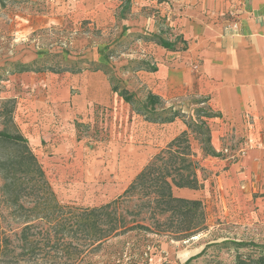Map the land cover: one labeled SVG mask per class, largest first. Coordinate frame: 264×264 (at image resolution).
Wrapping results in <instances>:
<instances>
[{
  "label": "rangeland",
  "instance_id": "374dc122",
  "mask_svg": "<svg viewBox=\"0 0 264 264\" xmlns=\"http://www.w3.org/2000/svg\"><path fill=\"white\" fill-rule=\"evenodd\" d=\"M126 1L0 0V108L14 100V124L29 140L65 213L117 199L154 156L187 130L183 119L172 124L147 122L133 105L113 93L114 85L129 91L137 102L149 93L158 95L164 101L161 108L179 111L186 121L205 107L196 102L207 96L188 87H172L167 74L137 71L142 61L177 70L174 56H159L155 51L157 37L177 38L161 12L141 0H129L131 6L121 16ZM34 61H43L54 73L36 69L15 73L16 64ZM97 65L107 70L96 72ZM4 127L0 117V131ZM219 137L221 156L203 159L199 141L191 136L204 168L199 173L204 189L188 199L203 202L207 231L187 241L133 233L85 251L84 263L131 264L128 248L134 246L147 252L139 264H186L204 250V256L191 264H234L238 253L253 252L252 243L264 245V200L258 205L256 200L264 197L260 195L264 145L252 165L240 155L243 149L246 156L251 154L247 137ZM260 139L264 141V130ZM241 173L258 181L254 204L240 198ZM2 186L0 178V226L18 232L22 222L9 216ZM44 229L38 226L34 232ZM234 243L250 247L237 252ZM20 252L0 256V264L64 263L55 256L29 258Z\"/></svg>",
  "mask_w": 264,
  "mask_h": 264
},
{
  "label": "trees",
  "instance_id": "16d2710c",
  "mask_svg": "<svg viewBox=\"0 0 264 264\" xmlns=\"http://www.w3.org/2000/svg\"><path fill=\"white\" fill-rule=\"evenodd\" d=\"M130 6L131 2L126 1L121 16ZM157 38L156 44L160 47L169 52L177 50V42ZM14 68L16 74L33 72L34 69L36 72L49 70L54 73L43 61L18 63ZM103 68L107 70L104 65H97L95 71ZM137 71L157 73L158 67L155 63L142 61L138 63ZM112 91L125 103L133 105L136 113L144 116L147 122L172 124L183 119L187 130L154 156L121 196L101 207L79 212H64L29 140L14 124V100L2 103L0 117L5 127L0 131L1 192L9 216L21 221L23 227L15 232L0 226L1 257L19 250L22 257L44 256L49 259L55 256L64 260L63 264H86L81 255L90 249L100 248L111 239L136 233L187 241L208 230L203 202L177 197L175 190L197 192L204 189V182L199 177L204 168L194 151L191 136L199 141L203 159L219 158L221 155L213 146L209 122L220 115L208 106V99H202L196 104L205 107L197 109L194 116L186 121V116L179 111L161 108L164 101L155 94L149 93L144 101L137 102L133 94L120 90L117 85L113 86ZM160 112H165V115ZM42 225L47 227L45 231L34 232ZM234 244L237 252L250 247L249 243ZM251 246L253 252L248 256L238 253L234 264H264V245L252 243ZM205 251L189 259L186 264L204 256ZM123 252L119 253L121 257ZM128 254L131 264H139L147 252L132 246L128 248ZM138 254L139 258L136 259Z\"/></svg>",
  "mask_w": 264,
  "mask_h": 264
},
{
  "label": "crops",
  "instance_id": "0c3cea01",
  "mask_svg": "<svg viewBox=\"0 0 264 264\" xmlns=\"http://www.w3.org/2000/svg\"><path fill=\"white\" fill-rule=\"evenodd\" d=\"M141 1L161 12L177 38L169 40L177 42L175 52L159 45L155 49L159 56H174L177 70L156 64L158 73L167 74L174 88L188 87L207 96L208 106L220 115L210 120L215 150H221L220 135L247 137L251 154L246 156L243 149V160L254 165L264 145V0ZM235 23L238 28L233 30ZM240 178V198L254 204L258 181L251 174L241 173ZM260 192L264 196V187ZM195 193L175 190L183 198H194ZM256 200L261 204L264 197Z\"/></svg>",
  "mask_w": 264,
  "mask_h": 264
},
{
  "label": "built area",
  "instance_id": "2783aa9c",
  "mask_svg": "<svg viewBox=\"0 0 264 264\" xmlns=\"http://www.w3.org/2000/svg\"><path fill=\"white\" fill-rule=\"evenodd\" d=\"M238 28V24L235 23L233 26H232V29L233 30H236ZM240 154H244V151H242Z\"/></svg>",
  "mask_w": 264,
  "mask_h": 264
}]
</instances>
